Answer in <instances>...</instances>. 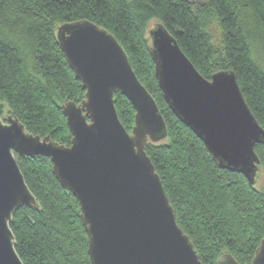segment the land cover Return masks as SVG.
<instances>
[{
    "label": "trees",
    "instance_id": "1",
    "mask_svg": "<svg viewBox=\"0 0 264 264\" xmlns=\"http://www.w3.org/2000/svg\"><path fill=\"white\" fill-rule=\"evenodd\" d=\"M78 19L106 28L120 42L167 123L165 141L146 151L160 174L178 224L203 264L231 253L252 264L264 237V185L220 166L204 141L165 99L156 76L148 27L162 23L198 71L211 79L233 70L245 100L264 128V0H0V116L12 113L26 128L69 145L63 112L86 89L57 36L58 25ZM218 31V41L213 30ZM119 118L132 131L136 110L115 93ZM255 150L264 173V143ZM41 210L18 208L10 223L25 264H92L80 203L52 171L47 156L16 154Z\"/></svg>",
    "mask_w": 264,
    "mask_h": 264
},
{
    "label": "water",
    "instance_id": "2",
    "mask_svg": "<svg viewBox=\"0 0 264 264\" xmlns=\"http://www.w3.org/2000/svg\"><path fill=\"white\" fill-rule=\"evenodd\" d=\"M150 35L156 76L169 106L221 167L255 183L261 162L255 145L264 143V128L235 72L220 70L208 79L162 23ZM57 36L86 94L81 103L63 104L72 132L69 145L30 132L12 113L0 116V264H25L10 226L15 211L41 210L16 154L51 159L56 178L80 203L92 264H203L146 151L147 143L167 137V123L127 52L113 33L89 19L62 23ZM118 91L136 110L131 132L118 115ZM217 264L240 263L225 252ZM252 264H264V237Z\"/></svg>",
    "mask_w": 264,
    "mask_h": 264
},
{
    "label": "rangeland",
    "instance_id": "3",
    "mask_svg": "<svg viewBox=\"0 0 264 264\" xmlns=\"http://www.w3.org/2000/svg\"><path fill=\"white\" fill-rule=\"evenodd\" d=\"M156 22H158V21H157V20H153V21L150 23V25H149V27H148V34H149L150 29L154 26V24H155ZM213 32H214L215 39L218 41V31H217L216 29H214ZM5 116H6V115H5ZM5 116H4V117H5ZM165 140H166V138H164V139L161 140V141H165ZM260 171H261V170L258 171V177H259V178L257 179V185H258V187L264 185V173H262V172H260Z\"/></svg>",
    "mask_w": 264,
    "mask_h": 264
},
{
    "label": "bare ground",
    "instance_id": "4",
    "mask_svg": "<svg viewBox=\"0 0 264 264\" xmlns=\"http://www.w3.org/2000/svg\"><path fill=\"white\" fill-rule=\"evenodd\" d=\"M156 23H160V22H156ZM156 23H155V24H156ZM155 24H154V26H155ZM60 25H61V24H60ZM58 26H59V25H58ZM154 26H153V27H154ZM153 27H152V28H153ZM57 28H58V27H57ZM152 28H151V29H152ZM151 29H150V30H151ZM149 35H150V31H149ZM150 38H151V35H150ZM58 40H59V39H58ZM151 43H152V39H151ZM60 46H61V45H60ZM62 108H63V106H62ZM228 253H229V252H228Z\"/></svg>",
    "mask_w": 264,
    "mask_h": 264
}]
</instances>
